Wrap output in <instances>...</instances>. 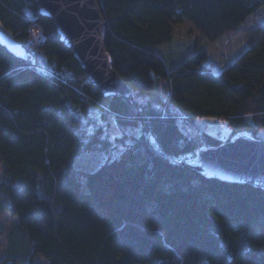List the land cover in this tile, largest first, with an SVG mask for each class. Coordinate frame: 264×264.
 <instances>
[{"label":"trees","instance_id":"trees-1","mask_svg":"<svg viewBox=\"0 0 264 264\" xmlns=\"http://www.w3.org/2000/svg\"><path fill=\"white\" fill-rule=\"evenodd\" d=\"M97 1L131 99L87 82L35 0H0L1 28L28 53L0 44V203L32 249L29 262L9 255L0 264H264V189L192 168L201 146L225 141L204 129L189 134L179 121L214 116L231 129L227 141L258 137L264 37L221 71L200 41L171 70L156 50L182 18L216 42L264 0ZM109 119L124 132L120 145L105 135ZM86 152L95 168L79 165Z\"/></svg>","mask_w":264,"mask_h":264},{"label":"water","instance_id":"water-1","mask_svg":"<svg viewBox=\"0 0 264 264\" xmlns=\"http://www.w3.org/2000/svg\"><path fill=\"white\" fill-rule=\"evenodd\" d=\"M40 14L52 18L61 40L84 69L87 81L105 96L131 99L133 89L113 67L105 43L106 21L97 0H35ZM0 44L19 58L25 48L0 27ZM192 168L209 178L264 189V141L248 134L214 147H202Z\"/></svg>","mask_w":264,"mask_h":264},{"label":"rangeland","instance_id":"rangeland-1","mask_svg":"<svg viewBox=\"0 0 264 264\" xmlns=\"http://www.w3.org/2000/svg\"><path fill=\"white\" fill-rule=\"evenodd\" d=\"M197 34L193 23L188 19L182 18L174 27L172 41L166 45L156 47V50L161 53L168 70H171L173 66L181 64L187 58V55L195 50L196 42L200 41L201 43L199 42V45L207 47L209 50V58L206 63L213 70L221 71L235 57L246 51L253 41L264 37V3L254 13L250 14L244 22L238 25L237 28L216 42L201 39ZM41 64L46 66L44 60H42ZM179 121L182 128L189 134H197L201 129H204L215 136L219 132L222 133L225 142L231 137V129L227 122L218 117L204 116L199 118L196 123H188L182 118H179ZM103 125L105 135L114 144L120 145L121 141L119 139L124 136L122 128L112 119L103 122ZM239 134H248L251 136L247 132ZM239 134L234 135L232 139ZM256 138L264 141V128L260 130ZM197 157L198 151L196 156L189 158V160L192 162ZM99 163L91 158L89 152H86L85 156L79 160L80 166L89 169L95 168ZM3 178L2 166L0 165V180ZM2 199L0 198V202H2ZM2 204L0 203V261L10 255L18 257L22 262H29L32 249L28 233L15 226L17 217L10 215L2 207ZM35 259L46 262L41 255H37Z\"/></svg>","mask_w":264,"mask_h":264},{"label":"built area","instance_id":"built-area-1","mask_svg":"<svg viewBox=\"0 0 264 264\" xmlns=\"http://www.w3.org/2000/svg\"><path fill=\"white\" fill-rule=\"evenodd\" d=\"M221 135H222V134L219 132L218 136L221 137Z\"/></svg>","mask_w":264,"mask_h":264},{"label":"bare ground","instance_id":"bare-ground-1","mask_svg":"<svg viewBox=\"0 0 264 264\" xmlns=\"http://www.w3.org/2000/svg\"><path fill=\"white\" fill-rule=\"evenodd\" d=\"M84 70V69H83ZM85 72V71H84ZM88 82V81H87Z\"/></svg>","mask_w":264,"mask_h":264}]
</instances>
